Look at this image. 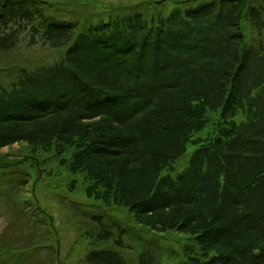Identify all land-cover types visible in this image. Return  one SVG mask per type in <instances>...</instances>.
Returning a JSON list of instances; mask_svg holds the SVG:
<instances>
[{
    "label": "trees",
    "instance_id": "obj_1",
    "mask_svg": "<svg viewBox=\"0 0 264 264\" xmlns=\"http://www.w3.org/2000/svg\"><path fill=\"white\" fill-rule=\"evenodd\" d=\"M168 9L110 4L79 16L0 0V53L27 41L59 57L2 64L0 149L67 153L60 165L82 176L88 198L126 209L161 250L159 236H181L175 264H264V0ZM92 220L83 264H161L154 249L127 243V225Z\"/></svg>",
    "mask_w": 264,
    "mask_h": 264
},
{
    "label": "rangeland",
    "instance_id": "obj_2",
    "mask_svg": "<svg viewBox=\"0 0 264 264\" xmlns=\"http://www.w3.org/2000/svg\"><path fill=\"white\" fill-rule=\"evenodd\" d=\"M40 1L62 6L67 9L65 12L85 16L97 14L110 4L136 7L162 1L169 5V12L175 2L184 0ZM22 43L16 53H0V68L4 62L10 65L14 61L38 64L40 58L48 62L59 59L56 53L42 45L30 47L27 41ZM31 147L15 143L0 149V249L6 248L5 252H0V264H83L85 255L93 248L92 239L84 231L95 228L93 216L127 225L130 227L127 243L139 249H154L161 256V264L176 263L174 248L178 249L176 242L180 235L169 232L159 236L161 250L155 242L156 235L144 227L136 226L126 209L109 207L86 196L82 176L72 174L60 165V158H68L67 153L54 157V152H44L41 147H34L33 152ZM192 152L193 147L189 146L185 156L176 161V173L184 170ZM34 158H38L39 166ZM22 180H25V184L20 185L16 193L10 194L11 188H16V184ZM73 181H77L74 190ZM13 203L18 204V210ZM46 228H49L50 239L42 236ZM19 230H26L27 233ZM34 242L40 244L24 254H19L23 251L15 249ZM8 248H11L9 252ZM132 252H129L131 256ZM58 258L59 261L56 260Z\"/></svg>",
    "mask_w": 264,
    "mask_h": 264
}]
</instances>
